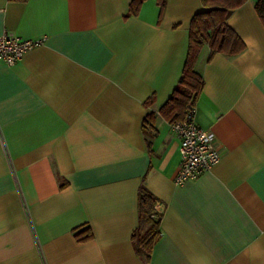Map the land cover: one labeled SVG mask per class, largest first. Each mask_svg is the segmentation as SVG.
I'll return each instance as SVG.
<instances>
[{
  "label": "crops",
  "instance_id": "1",
  "mask_svg": "<svg viewBox=\"0 0 264 264\" xmlns=\"http://www.w3.org/2000/svg\"><path fill=\"white\" fill-rule=\"evenodd\" d=\"M0 0V35L44 38L0 65V264H264V23L255 0L226 23L235 56L203 46L196 123L220 160L183 184L160 113L201 0ZM141 184L160 236L135 251ZM89 227L79 241L75 232Z\"/></svg>",
  "mask_w": 264,
  "mask_h": 264
},
{
  "label": "trees",
  "instance_id": "2",
  "mask_svg": "<svg viewBox=\"0 0 264 264\" xmlns=\"http://www.w3.org/2000/svg\"><path fill=\"white\" fill-rule=\"evenodd\" d=\"M246 0H201L207 10L193 15L190 22L188 52L178 84L160 113L171 124L184 117L187 105L193 104L201 94L204 81L195 66L203 46L209 47L207 60L216 53L235 56L244 50L245 44L226 23L229 13ZM143 0H130L128 15L137 14ZM161 16L165 0H158ZM255 11L264 23V0H255ZM156 198L145 185L138 191V225L132 235L136 253L149 262L152 248L160 236V214L155 209ZM79 241L91 238L89 227L75 232Z\"/></svg>",
  "mask_w": 264,
  "mask_h": 264
},
{
  "label": "built area",
  "instance_id": "3",
  "mask_svg": "<svg viewBox=\"0 0 264 264\" xmlns=\"http://www.w3.org/2000/svg\"><path fill=\"white\" fill-rule=\"evenodd\" d=\"M44 38L23 39L9 31L0 35V65L11 66L23 55L43 44ZM196 107L190 102L180 121L170 124L180 142V162L174 177L183 184L210 169L220 160V152L212 132L201 128L195 121Z\"/></svg>",
  "mask_w": 264,
  "mask_h": 264
}]
</instances>
